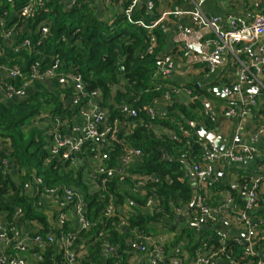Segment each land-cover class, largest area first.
<instances>
[{
    "label": "built area",
    "instance_id": "1",
    "mask_svg": "<svg viewBox=\"0 0 264 264\" xmlns=\"http://www.w3.org/2000/svg\"><path fill=\"white\" fill-rule=\"evenodd\" d=\"M207 1L183 0V6H188L187 9L176 7L164 16H175L178 19L188 17L194 28L208 30L211 33L207 42L208 51L203 52L202 59L199 60L207 66L211 74L225 68L231 62L240 67L239 81L222 88L225 98L236 102L243 94L244 86H247V90L253 87L259 89L264 87L262 81L264 14H256L249 19L231 14L226 18L210 16L203 10V5ZM239 1L241 0H233L234 3ZM8 2L13 4L14 0H8ZM129 3L125 14L131 22L132 13L140 6L141 0H129ZM71 4H74V0ZM34 11L35 2L31 0L16 16H9L8 12L0 15V58L8 61L7 49H11L16 54L27 51L36 56L45 57L44 53L36 51V48L41 46L50 35L49 20L43 21L36 29L37 46L33 45L30 38H24L18 43L20 34L28 36L32 34L29 23L34 17ZM136 24L149 33L146 55H153L158 48V36L154 33L157 24L146 25L143 21ZM178 28L182 36L179 53L184 58H192L194 56V46L190 40L192 29L184 25ZM6 42H10V45H6ZM177 56L176 54H158L156 74L159 79L169 80L176 74ZM63 66L65 64L59 55L50 57L49 61L45 58L42 61L36 60L34 64L27 67L29 69L27 74L19 65L0 64V74L5 75L0 77V94L8 103H11L27 100L32 90L33 93L38 91L37 85L45 86L50 92L61 91V111L65 116L47 111L46 114L41 113L32 121V127L41 131L46 138L45 150L48 156L44 167L56 163L55 168L63 166L66 171L83 169L89 193L108 201L103 210V219L100 218L96 222L88 218V204L80 190L72 186L49 187L45 185L44 179L33 171L24 185V191L43 210L46 204H54L53 224L50 225L44 240L41 235L32 236V233L23 235L11 226L7 219H0V264H30L26 257L28 252L34 251L36 247L43 248L53 244L58 246L65 260L75 264L74 243L80 233L91 230L104 219L110 220L116 217L119 218L117 227L131 232L128 239L130 246L128 254H143L149 260V264H264V227L255 215L260 208L264 174L258 173L242 182L238 180L225 183L224 186L227 189L219 192L220 199L216 205L210 203L209 195L210 190L216 189L221 184V177L216 168L217 163L221 161L226 167L246 163L256 156L255 146L238 147L225 141L222 135L216 134L215 140L222 144L226 143L225 151L200 137L199 143L204 154L199 160L190 159L186 152L181 155V160L187 164L194 178L192 182L194 203L186 209L175 208L173 218L176 222L182 220L190 228L196 229L197 242H203V234L206 231H212L218 236L220 245H212L206 249L200 248L194 251V254L188 252L187 259L182 255L167 256L164 250L165 242L161 241L159 234L146 235L137 229H131L130 219L134 212L130 205L134 203L130 201L123 206H117L116 200L107 189L108 183L113 179L121 181L128 179L131 182L128 185L131 193L145 196L146 188L150 184L159 185L163 181L156 173L132 172L133 168L142 164L146 156L142 149L130 145L127 141V137L133 134L137 126L144 125L138 109L125 102L118 103L115 93H112L106 101L100 90L89 92L83 76L75 70L64 71ZM18 81H20L19 85ZM126 84L127 82L123 80L118 86L126 90ZM197 86L201 89L203 87L200 83ZM181 92L191 96L189 90L170 86L169 92H166L163 97L167 103L166 107L171 105L173 95L181 94ZM253 95L241 98L239 105L236 104L226 110L224 116L226 118H236L240 114L242 117L245 116L250 107L258 105ZM157 103L159 100L154 101V104ZM114 111L123 116L122 121L119 118L112 119L111 115ZM147 115L152 119L156 117L153 106L147 109ZM211 120L214 122L216 117L212 115ZM38 122L42 124H37ZM149 129H156V127L151 124ZM122 131L125 133L120 141L121 152L113 163L112 155L116 152L114 140ZM161 132L169 134L173 140H178L175 134L169 133L164 128ZM197 134L199 135V132ZM183 135L190 138L193 134L184 130ZM263 136L264 126H261L253 136V143L261 141ZM2 164L5 173L12 171V163L8 157ZM159 205L157 195L146 196L144 206L146 211L151 214L160 211ZM4 216L7 218V214ZM22 218H24V211L22 208H17L14 220L21 222ZM231 222L243 228L244 234H236L223 228ZM36 224L39 226L38 223ZM65 226H68L72 232L66 233ZM57 230L60 233L59 236L56 233ZM100 237H103V233ZM207 242L210 245L211 239ZM234 246L239 247L242 252L239 259L235 257ZM104 249L105 257L117 256V248L105 245Z\"/></svg>",
    "mask_w": 264,
    "mask_h": 264
},
{
    "label": "trees",
    "instance_id": "2",
    "mask_svg": "<svg viewBox=\"0 0 264 264\" xmlns=\"http://www.w3.org/2000/svg\"><path fill=\"white\" fill-rule=\"evenodd\" d=\"M71 1L39 0L38 2L37 0L36 15L29 23L32 34L19 36L18 43L24 38H30L33 45L37 46L36 29L43 21L49 20L50 35L41 46L36 48V51L44 53L45 57L36 56L27 51L16 54L11 49H7L8 61L0 58V64L19 65L27 74L29 70L27 67L34 64L36 60L42 61L45 58L49 61L50 57L59 55L65 64L62 70H75L80 73L87 83L88 91L100 90L106 101L112 95L113 86H118L123 80L127 82L126 94L118 92L116 101L121 103L125 100V103L138 109L144 125L137 126L133 134L127 137V141L130 145L142 149L146 155L142 164L133 168L132 172L156 173L163 179L159 185L150 184L146 188L147 195H157L160 211L153 214L146 211L144 206L147 195L132 194L128 188L131 184L128 179L124 181L113 179L108 183L107 189L116 200L117 206H123L130 201L134 203L130 205L134 212L130 219L131 229H137L146 235H157L159 228L162 227L166 232L176 233L177 227L176 229L172 227L173 222H176L173 211L175 208L186 209L193 199L189 168L181 160V155L186 152L192 160H199L203 156L204 152L199 143L200 136L192 123L198 122V119H205L207 125L211 123V116L206 115L205 111L203 116L199 114L204 110L199 97L203 94L207 95L206 90L198 88L196 83L177 86L171 84L169 80L159 78L156 83L153 82L156 75V58L163 45L161 42L163 32L160 28L155 29L154 33L158 36V48L153 55H146L149 33L136 23L143 21L146 25H150L158 18L157 0H149L154 3L151 10L146 1L135 8L131 22L124 12L118 13L110 21L107 17H101L97 5L90 0H74V4L70 5ZM28 2L29 0H14L12 4L8 0H0V15L10 11L13 12V16H16ZM124 3L126 9L130 4L129 0H125ZM180 4H183V0H180ZM77 41L80 42L79 46L76 44ZM165 83L189 90L191 100L187 105L180 104L173 95L172 103L167 107L168 114L152 119L148 117L147 109L154 105L155 100H160L166 92H169V88L164 91L158 86ZM17 84L19 85L20 81ZM37 90L30 93L28 99L24 101L11 102V104L0 102V138L9 141L12 149L10 156L0 153V216L7 214L8 223L14 226L17 223L14 220L16 209L22 208L24 218L21 221L39 224L40 228L34 230L31 235H41L45 240L50 230L48 217L44 210L37 206L35 200L24 191V185L33 171H36L49 187L72 186L80 190L88 204L87 216L92 221L98 222L100 218L103 219V210L108 201L89 193L83 169L78 170V173L74 170L66 171L63 166L55 168L56 163L44 167L48 156L45 150L46 138L41 131L32 127V121L44 111L61 116L64 113L61 111L60 90L50 92L43 85H37ZM128 95L131 97L128 98ZM111 116L113 120L123 119L117 111H114ZM151 124H154L156 129H149ZM162 128L175 134L178 140H173L169 134L160 133L158 129ZM184 130L190 131L193 134L192 137H185ZM124 133L125 131H122L114 140L116 152L112 155L113 163L120 155V141ZM7 157L11 160L12 166L15 163L23 173L19 183L14 180L11 172L5 173L2 162ZM166 177H169L171 181H167ZM261 218L264 219L263 214ZM118 223L117 217L110 220L104 219L91 230L80 233L74 243V250L85 242L87 255L79 264H103L105 245L117 248V256L106 257L104 264H127L130 250L128 239L131 232L128 229H119ZM64 229L66 233L72 232L68 226ZM56 233L60 235L58 230ZM101 233L103 237H100ZM196 233V229L182 225L181 231L174 235L169 245L167 246V242L164 243L166 255L173 256L174 253L182 251V248L194 254V251L200 248L206 249L212 245H220L218 236L212 231H206L203 234V242L196 241ZM209 239H211L210 245L206 243ZM34 251L41 255L37 264H71L64 259V254L56 244L46 245L43 248L36 247ZM234 251L236 259H239L241 250L234 246Z\"/></svg>",
    "mask_w": 264,
    "mask_h": 264
},
{
    "label": "crops",
    "instance_id": "3",
    "mask_svg": "<svg viewBox=\"0 0 264 264\" xmlns=\"http://www.w3.org/2000/svg\"><path fill=\"white\" fill-rule=\"evenodd\" d=\"M97 1V0H93ZM105 0H100L99 13L101 17L113 18V10H109L108 4H112L111 1H119L120 4H123L125 0H107L106 4H103ZM147 2L150 10L154 7V3L149 0H141V3ZM157 9L156 14L158 18L150 23V25L157 24L156 28L163 32V38H161L160 53L159 54H176V74L169 79L171 84H175L177 86H185L187 84H198L200 83L203 87L202 89L206 90L207 95H200L199 99L202 101L204 105V110H202L199 114L203 116V112L205 111L206 115H213L216 117V120L213 122L210 118V125H207L205 119H198V122L192 123V126L203 128L210 134H219L222 135L225 141H229L233 143L235 146H255L257 149L256 156L246 163L241 165H236L233 167L224 166L223 162L217 163V173L221 177V184L218 188L212 189L209 191L210 195V203L212 205H216L220 199L219 192L225 190L224 184H228L234 181L240 180H248L258 173L264 174V136L261 141L253 143V136L257 132V130L264 126V87L260 89L258 94L253 95L255 97L258 105L256 107H250L246 112L245 116L242 117L240 114L236 118H226L224 116V112L229 108L234 107L236 104L239 105L241 98H248L249 95H252L250 92L253 89L247 90V86L243 87V94L236 100V102L230 101L225 98L222 92V88L225 85L233 84L239 81L240 79V67L237 64H233V62L229 63L228 66L217 70L215 73H210L207 66L200 62L202 59V53L208 51V40L211 37V33L208 30H201L194 28L190 19L188 17H184L182 19H178L175 16H164L165 13L170 12L176 7H182L183 9H187L188 6H183L184 4H180V0H157ZM151 6H153L151 8ZM117 12L121 13V8L119 6L116 7ZM123 10V9H122ZM203 10L206 14L210 16H220L226 18L227 15H237L242 16L246 19L253 17L256 14H264V0H241L238 3H234L233 0H208L203 5ZM184 25L190 27L192 29V35L190 36V40L192 45L194 46V53L192 58H184L182 54L179 53L180 44L182 42L181 34L179 32V26ZM226 25L228 22L226 21ZM204 48V50H201ZM244 57V56H243ZM157 74L155 75V81L159 80L157 78ZM263 84H264V75H263ZM164 91L166 88L168 89L170 85H158ZM120 90L119 86L112 87V93L117 94ZM33 93V90L31 91ZM160 98V97H159ZM0 99L4 102V96L0 94ZM174 99L180 104H189L191 98L186 95L184 92L181 94H175ZM7 103V102H6ZM160 107L162 110L165 105H167L164 98L159 100ZM161 132V129H158ZM225 142L222 144L225 146ZM0 152L5 155H9L12 152L10 142L0 138ZM191 183L193 181V175L190 174ZM260 208L258 209L256 218L262 222L264 227V219L261 218V214L264 215V185L263 189L260 193ZM55 206L52 203L46 204L44 208V212L48 217L49 225L53 224ZM259 213V214H258ZM258 214V215H257ZM72 217V215H71ZM1 220H5V216H0ZM74 221V219H73ZM180 222V227L174 226L178 225ZM173 222L172 227H177V233L181 231L182 225L188 226L184 221ZM74 223H76L74 221ZM16 230L20 231L23 235L33 233L34 230L39 229L40 227L35 222L30 221H21L14 224ZM225 230L233 231L236 234H244L245 230L243 228L237 227L231 222L230 224L223 227ZM164 229V228H163ZM159 228V235L161 237V241L167 242V246L172 241L175 233L166 232ZM85 244V242H84ZM81 245L75 251H73V255L76 258L75 264H79L81 260H83L87 255L86 245ZM182 255L184 258L189 257V253L187 250L182 248V251L179 253H174ZM30 264H37L39 259L41 258L40 253L37 251H30L26 254ZM105 255L103 257L102 263L105 262ZM127 264H149V260L143 254H129V259Z\"/></svg>",
    "mask_w": 264,
    "mask_h": 264
},
{
    "label": "rangeland",
    "instance_id": "4",
    "mask_svg": "<svg viewBox=\"0 0 264 264\" xmlns=\"http://www.w3.org/2000/svg\"><path fill=\"white\" fill-rule=\"evenodd\" d=\"M31 0H29V2H30ZM37 0H34V2H35V11H34V16L36 15L35 13H36V5H37V2H36ZM93 4H95V5H97V7H98V9H99V6L100 5H98L99 3H100V0H97V1H93V0H90ZM103 1V0H102ZM106 1L107 0H105L104 2H103V4H105V5H107L106 4ZM38 2H39V0H38ZM112 2V4H108V6H109V10H113V18H114V16L115 15H117L119 12H117V10H115L116 9V7L117 6H119V8H121V11L122 12H124L125 13V3L123 2V4H120V2L118 1H111ZM152 8V7H151ZM123 9V10H122ZM9 16H13V12H10L9 11ZM113 18H110L109 17V21H110V19L112 20ZM6 45H10V42H6L5 43ZM78 46L80 45V42L79 41H77V43H76ZM5 75L4 74H0V77H4ZM158 78V77H157ZM153 82H155L156 83V81H153ZM118 92H121V93H123V94H126V90L124 89V88H121ZM118 94V93H117ZM131 97V95H128V98H130ZM117 100V99H116ZM5 101L7 102V104H11V103H8V101L5 99ZM125 100H123V102H124ZM0 102H4L2 99H0ZM5 102V103H6ZM12 102H14V101H12ZM153 107H154V110H155V113H156V117H162V116H165V115H167L168 114V109H167V107H166V105H165V107L162 109V110H160L159 109V107H160V103H157V104H154L153 105ZM43 114H46L47 113V111H44V112H42ZM37 124H42L41 122H38ZM27 130H28V128H26ZM79 171L77 170V173H78ZM76 173V174H77ZM11 175H12V177L14 178V180H16V182H20L21 181V175H22V173L20 172V170L18 169V167L16 166V164L14 163L13 164V166H12V171H11ZM170 177V176H169ZM169 177H166V180L167 181H171L170 180V178ZM193 182V181H192ZM191 185H192V183H191ZM219 185H222V184H219ZM218 185V186H219ZM193 188V187H192ZM218 188V187H217ZM227 188H225V190H226ZM224 190V191H225ZM192 202V201H191ZM189 205H191V203L189 204ZM180 222L178 223V227H180ZM173 228H175V227H173ZM176 229V228H175ZM175 229H173V231H176ZM181 230V229H180ZM175 234H178L177 232L175 233Z\"/></svg>",
    "mask_w": 264,
    "mask_h": 264
},
{
    "label": "water",
    "instance_id": "5",
    "mask_svg": "<svg viewBox=\"0 0 264 264\" xmlns=\"http://www.w3.org/2000/svg\"><path fill=\"white\" fill-rule=\"evenodd\" d=\"M259 92H260V89L257 88V87H253V90L251 91V93L254 94V95L258 94ZM195 130L197 132H199V136L202 139H206L208 142L213 144L216 148L221 149L222 151H225L226 146H223L222 142L215 140V135L214 134H210L209 132H207L203 128L195 127ZM193 203H194V200H192L191 205H193Z\"/></svg>",
    "mask_w": 264,
    "mask_h": 264
}]
</instances>
